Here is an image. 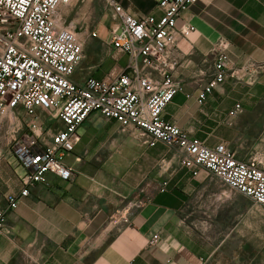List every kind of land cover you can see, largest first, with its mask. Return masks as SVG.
<instances>
[{"label": "crops", "instance_id": "crops-1", "mask_svg": "<svg viewBox=\"0 0 264 264\" xmlns=\"http://www.w3.org/2000/svg\"><path fill=\"white\" fill-rule=\"evenodd\" d=\"M115 1L135 17L161 15L158 0ZM109 12L106 0H72L56 16L81 40L96 30L102 42L108 38ZM181 27L187 32L177 34L166 60L181 90L164 108L163 119L208 147L225 142L238 159L264 162V0H200L182 13ZM219 42L227 43L232 66L255 62L263 68L256 75L228 76L199 104L195 97L213 75ZM117 58L114 68L127 60ZM235 104L241 111L229 117ZM77 132L80 141L64 159L74 167L73 178L49 175L7 213L0 264H212L187 211L241 196L202 167L193 174L180 163L177 149L163 142L150 146L144 136L120 131L98 112ZM14 163L10 157L0 163V208L22 186L23 172ZM153 234L159 240L149 245Z\"/></svg>", "mask_w": 264, "mask_h": 264}, {"label": "built area", "instance_id": "built-area-1", "mask_svg": "<svg viewBox=\"0 0 264 264\" xmlns=\"http://www.w3.org/2000/svg\"><path fill=\"white\" fill-rule=\"evenodd\" d=\"M71 1L0 0V130L8 145L6 151L0 147V163L10 157L23 168L19 194H9L6 206L0 208V237L8 232L7 213L29 195L32 186L46 184L49 175L63 181L73 178L74 167L64 159L73 154L80 141L77 130L93 112L117 122L122 132L144 136L150 146L163 142L177 149L180 163L193 174L202 167L231 191L264 207L261 159H238L225 142L208 147L162 116L181 90L166 63L177 34L187 32L178 30L177 23L200 0H158V18L135 17L115 0H106L110 22L108 38L102 42L127 60L100 78L80 81L72 76L85 40L56 16L58 8ZM86 37L100 38L96 30ZM226 49V42L214 49V72L197 93V103H203L228 76L256 75L263 68L255 62L232 66ZM239 111L241 105L235 104L228 116ZM158 240L153 234L149 245Z\"/></svg>", "mask_w": 264, "mask_h": 264}, {"label": "rangeland", "instance_id": "rangeland-1", "mask_svg": "<svg viewBox=\"0 0 264 264\" xmlns=\"http://www.w3.org/2000/svg\"><path fill=\"white\" fill-rule=\"evenodd\" d=\"M91 28H87L89 31ZM84 31L80 30V32ZM110 51L99 39H89L83 45L82 59L73 79L100 77L114 68L118 54ZM0 147L8 145L0 130ZM17 166L16 161H14ZM19 172L23 168L19 166ZM241 196L228 204L208 205L202 211L188 209L187 222L195 237H201L207 245L212 264H264V207L255 204L250 198ZM235 228L233 232L230 229Z\"/></svg>", "mask_w": 264, "mask_h": 264}]
</instances>
